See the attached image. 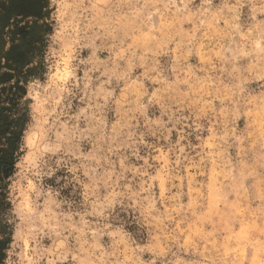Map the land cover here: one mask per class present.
I'll return each mask as SVG.
<instances>
[{
    "label": "clouds",
    "instance_id": "1",
    "mask_svg": "<svg viewBox=\"0 0 264 264\" xmlns=\"http://www.w3.org/2000/svg\"><path fill=\"white\" fill-rule=\"evenodd\" d=\"M42 11L0 264H264V0Z\"/></svg>",
    "mask_w": 264,
    "mask_h": 264
},
{
    "label": "rangeland",
    "instance_id": "2",
    "mask_svg": "<svg viewBox=\"0 0 264 264\" xmlns=\"http://www.w3.org/2000/svg\"><path fill=\"white\" fill-rule=\"evenodd\" d=\"M42 0H0V100L15 104L33 69L29 63L40 40ZM0 108V135L8 134V150L0 151V177L11 170L18 137L11 132L20 121H8Z\"/></svg>",
    "mask_w": 264,
    "mask_h": 264
}]
</instances>
